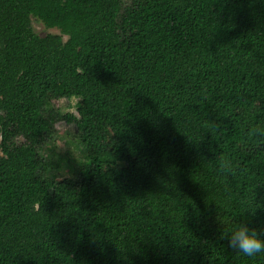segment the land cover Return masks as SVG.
Instances as JSON below:
<instances>
[{
  "label": "trees",
  "instance_id": "1",
  "mask_svg": "<svg viewBox=\"0 0 264 264\" xmlns=\"http://www.w3.org/2000/svg\"><path fill=\"white\" fill-rule=\"evenodd\" d=\"M61 122L85 160L54 178ZM252 127L264 0H0V264H264L222 238H264Z\"/></svg>",
  "mask_w": 264,
  "mask_h": 264
},
{
  "label": "rangeland",
  "instance_id": "2",
  "mask_svg": "<svg viewBox=\"0 0 264 264\" xmlns=\"http://www.w3.org/2000/svg\"><path fill=\"white\" fill-rule=\"evenodd\" d=\"M31 26L34 32L40 36L45 34H56L59 35V30L55 28H46L39 20L30 17ZM65 40L66 37L63 36ZM79 98H71L70 100H53L52 105L57 108V110L64 113L76 114L77 104ZM57 130V138L55 140V145H46L44 153L49 155L50 153H55L61 158V167L56 170H49L47 175L54 178H64L71 176V170L73 165L85 160V156L82 154L81 150L77 148L76 145L72 143L73 126L67 125L61 122L55 126Z\"/></svg>",
  "mask_w": 264,
  "mask_h": 264
},
{
  "label": "clouds",
  "instance_id": "3",
  "mask_svg": "<svg viewBox=\"0 0 264 264\" xmlns=\"http://www.w3.org/2000/svg\"><path fill=\"white\" fill-rule=\"evenodd\" d=\"M249 135L255 136L264 134V130L259 127L249 129ZM238 165L234 164L229 156H218L216 160L217 172L228 175L233 174ZM228 240V247L242 253L248 257H254L257 254L264 253V238L257 233L254 228H250L246 223H239L231 231L225 232L222 238Z\"/></svg>",
  "mask_w": 264,
  "mask_h": 264
}]
</instances>
